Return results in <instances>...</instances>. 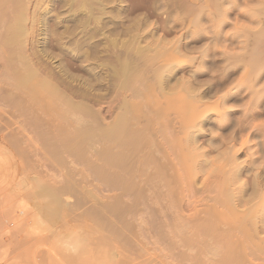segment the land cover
<instances>
[{"label":"rangeland","instance_id":"1","mask_svg":"<svg viewBox=\"0 0 264 264\" xmlns=\"http://www.w3.org/2000/svg\"><path fill=\"white\" fill-rule=\"evenodd\" d=\"M149 1L128 0L125 3L130 16L142 15L148 18L147 22L152 21L141 30L146 36L142 43L144 40V45L153 43V49L149 47L145 53L156 51V60L151 66V61L145 60L144 63L139 59V75L132 82L133 87L128 86L130 89L119 84L113 90L107 87L108 82L102 85L92 83V91L101 94L99 101L86 97L90 98L87 101L84 95L81 98L80 94L74 93L73 88H64L72 101L86 105L88 102L91 111L86 110L87 117L83 115L80 119L79 111L76 110L78 114L75 110L70 111L75 108L72 101L69 104L74 108L65 104L63 97L50 98L46 90H43L45 95L25 100L12 95L16 97L14 99L10 96V88L14 86L10 84L12 86L9 87L10 78H3L6 81L0 79V264H215L218 261L213 259L222 257L223 248L219 246V256L211 249L208 255L204 252L212 247L209 243L222 240L223 228L216 225L218 230L210 229L215 222L213 207L208 206L216 202V208L225 210L222 205L234 200L242 212L240 207L249 208L248 205L253 204L249 197L254 194L256 186L262 191H258V195H264V0H163L166 2L161 3L164 6L160 4L163 10L160 6L154 10L151 6L153 1ZM197 15L200 20L195 17ZM151 31H155L156 36L152 37ZM158 41L164 46H160L162 44ZM50 43L54 45L53 40ZM58 56L51 59L52 64L69 67L70 74L74 79L76 77V80H71L73 86L84 87L80 81L82 69L72 66L74 61L70 57ZM163 77L168 82L163 84L169 87L167 89L159 85ZM185 82L187 85L183 84ZM188 84L194 86L190 88L192 91L197 87L196 91L190 93ZM14 88L12 90L17 92L18 89ZM207 88L213 92L210 93L212 95L201 100L203 105L194 103L191 96ZM226 93L228 96L224 99ZM220 95L223 97L221 100ZM146 99H150V103ZM84 112L81 111L80 115ZM119 113L127 115V120L130 116L126 122V131H130L124 135L123 144L98 135L101 134L100 127L113 122ZM183 121L186 125L182 124ZM83 123L88 128L92 127L94 137L92 134L89 138L77 137L78 143H71L76 147L75 151L66 139L72 130L74 133L78 130L76 125L85 127ZM231 148L238 150L231 151ZM105 150H109V160L104 157ZM256 170L259 171L256 173ZM254 175L263 182L262 185L253 179ZM255 181L258 183L256 186ZM54 191H58L57 198ZM247 198L250 204L246 203ZM241 201L247 205L243 206ZM260 202L264 203L262 198ZM261 203L263 212L258 208L261 211L258 214L256 208L259 216L255 211L254 214L263 218L264 204ZM253 205L255 209L256 204ZM250 213H245L244 220H249ZM204 222L212 226L203 228ZM196 227L199 231L195 233ZM188 234L195 237L192 239ZM199 239L204 241L203 247L208 246L204 247V252ZM191 240L197 242L192 241V246ZM210 254L215 257L210 258ZM202 255H205V260ZM235 259L233 262L237 264Z\"/></svg>","mask_w":264,"mask_h":264},{"label":"bare ground","instance_id":"2","mask_svg":"<svg viewBox=\"0 0 264 264\" xmlns=\"http://www.w3.org/2000/svg\"><path fill=\"white\" fill-rule=\"evenodd\" d=\"M128 1V0H127ZM125 0H0V70H1V76L2 78H0L1 80L3 78H5L7 80V78L9 77L11 82L8 80L9 83V87L12 86L10 84H13L14 86H12L11 91H10V96L15 95L18 96L19 98L21 97L23 100H25L28 97H37V96H41L42 94L45 95L46 93L43 92V90L46 92H48V96L51 98L52 96H58L57 99L60 98H65L66 103L65 104H69V102H71V98H69V96L67 95V92H65L66 90L64 88H73L72 90L74 91V93L80 94L81 98L82 95L83 98L86 97H90V98H95L94 100L99 101L100 99H98L100 97L101 94L92 91L94 90L92 88L93 84H105V83H109V85L107 86L109 88V86L113 89L116 90V88L119 86H123V88H128V86H130L131 88L133 87V81H135V78L138 77V64L141 63L139 62V59H143L144 63L145 60H147L148 62L151 61V66H152V62H154L156 60V55L154 53H145L146 49L150 47V50L153 49L152 48V44L151 45H144V42L142 43V39L144 37L143 33H145V31H143V33H141L142 28L147 25H151V20L149 19L151 22L149 23V21L147 22L148 18H145V16L143 17L142 15H134V16H130L129 15V8L127 6V4L125 2H127ZM134 1V0H133ZM149 1V0H148ZM153 4L150 5L154 8V10L156 8L158 9H162V6H164L161 3H164L165 1L163 0H152ZM162 1V2H161ZM168 0H166L167 2ZM171 1V0H170ZM222 1V0H221ZM151 2V1H149ZM165 2V4H166ZM172 2V1H171ZM185 1H182V3ZM129 3V2H128ZM142 3V2H141ZM169 3V2H168ZM181 3V2H180ZM181 3V4H182ZM196 3V2H195ZM140 4V2H139ZM147 4V3H145ZM162 6H161V5ZM180 4V6H181ZM224 4V3H222ZM168 5V4H167ZM179 5V4H178ZM185 5V4H184ZM143 6V4H142ZM149 6V5H148ZM160 6V8H159ZM219 6V5H218ZM167 7V6H166ZM165 9V8H164ZM169 9V7H168ZM177 9V8H176ZM179 9V8H178ZM185 9V8H184ZM163 10V9H162ZM161 10V12H162ZM170 10V9H169ZM188 10V9H187ZM131 11V10H130ZM141 11V10H140ZM151 11V10H150ZM166 11V10H165ZM164 11V12H165ZM183 11V9H182ZM148 12V11H147ZM158 11H155V13ZM160 12V13H161ZM202 12V11H201ZM200 12V14H201ZM131 13V12H130ZM143 13V12H142ZM170 13V12H169ZM177 13V11H176ZM203 13V12H202ZM132 14V13H131ZM147 14V13H146ZM174 14V13H173ZM179 14V13H178ZM148 15V14H147ZM142 16V17H141ZM172 16V15H171ZM176 16V15H175ZM174 16V17H175ZM197 17L199 20V16H195ZM201 17V16H200ZM195 18V19H197ZM157 19V18H156ZM176 19V17L174 18ZM175 21V20H174ZM181 21V20H180ZM196 22V20H194ZM198 21V20H197ZM199 22V21H198ZM159 23V22H158ZM173 23V22H172ZM170 22V24H172ZM153 24V23H152ZM168 24V23H167ZM166 24V26H167ZM197 24V23H196ZM217 25V24H216ZM214 26V25H213ZM212 26V27H213ZM201 27V26H200ZM203 27V26H202ZM201 27V28H202ZM169 28V27H168ZM167 28V30H168ZM174 28V27H173ZM204 28V27H203ZM206 28V27H205ZM148 29V27H147ZM172 29V28H171ZM209 29V28H208ZM206 29V30H208ZM211 29V28H210ZM216 29V28H215ZM146 30V29H144ZM149 30V29H148ZM153 30V29H152ZM200 30V29H199ZM204 30V29H202ZM156 31V30H155ZM155 31H151L152 37L156 36V32ZM216 31V30H215ZM149 32V31H148ZM161 32V30H160ZM172 32V31H171ZM202 32V31H201ZM206 32V31H205ZM217 32V31H216ZM220 33V32H218ZM167 36V35H165ZM178 36V35H177ZM216 36V35H215ZM146 37V36H145ZM144 37V38H145ZM164 37V36H163ZM176 37V36H175ZM174 37V38H175ZM221 37V36H220ZM150 38V37H149ZM155 38V37H154ZM153 38V39H154ZM161 38V37H159ZM165 38V37H164ZM168 38V37H167ZM156 40H158L157 38H155ZM154 39V40H155ZM162 39V38H161ZM217 39V38H216ZM51 40H53L54 45H51ZM163 40V39H162ZM166 40V38H165ZM168 40V39H167ZM171 40V39H170ZM181 40V39H180ZM169 41V40H168ZM174 41V40H173ZM188 41V40H187ZM148 42V41H147ZM155 42V41H154ZM157 42V41H156ZM159 42V41H158ZM164 42V41H163ZM217 42V40H216ZM150 43V42H149ZM161 43V42H159ZM165 43V42H164ZM171 43V42H170ZM179 43V42H178ZM183 43V42H182ZM218 43V42H217ZM146 44V43H145ZM162 44V43H161ZM167 44V43H165ZM174 44V43H173ZM187 44V43H186ZM185 44V45H186ZM213 44V42H212ZM155 45V44H154ZM210 45V44H209ZM218 45V44H217ZM156 46V45H155ZM157 46H159L157 44ZM160 46H164L163 44ZM167 46V45H166ZM184 46V45H183ZM206 46V45H205ZM215 46V45H214ZM154 47V46H153ZM168 47V46H167ZM179 47V46H178ZM177 47V49H178ZM195 47V46H193ZM201 47V46H200ZM55 50H54V49ZM181 48V47H180ZM163 49V48H162ZM167 49V48H166ZM185 49V48H184ZM194 49V48H192ZM191 49V50H192ZM196 49V48H195ZM194 49V50H195ZM149 50V51H150ZM170 50V49H169ZM174 50V49H173ZM190 50V49H189ZM206 50V49H205ZM204 50V51H205ZM158 51V49H157ZM176 51V50H175ZM203 51V53H204ZM151 52V51H150ZM183 52V51H182ZM188 51H186L187 53ZM208 52V51H207ZM191 53V52H190ZM194 53V52H193ZM146 54H150V55H146ZM161 55V53H159ZM184 54V53H183ZM68 56L72 59V61H74V63H71L72 66L74 65V67L76 68H81L83 71V75L81 78V84H84V87L77 86L74 87L71 80H73V76L72 71L69 69V67L67 66H61V65H54L51 62V59L54 58L55 56ZM186 55V54H184ZM196 55V54H195ZM228 55V54H227ZM58 56V57H59ZM158 56V54H157ZM206 56V55H205ZM232 57V56H231ZM197 58V57H196ZM201 58V57H200ZM203 58V57H202ZM227 58V57H226ZM213 59V58H212ZM229 59V58H228ZM53 60V59H52ZM192 60V59H191ZM200 60V59H199ZM216 60V59H215ZM146 61V62H147ZM193 61V60H192ZM228 61V60H227ZM139 62V63H138ZM161 62V61H160ZM201 62V61H200ZM158 63V61H157ZM207 63V61H206ZM60 64V63H59ZM143 64V62H142ZM172 64V63H171ZM179 64V63H178ZM141 65V64H140ZM161 65V64H160ZM175 65V64H174ZM197 65H200L199 63ZM202 65V64H201ZM210 65V64H208ZM162 66L163 65L162 63ZM58 67V69H57ZM156 67V66H155ZM198 67V66H197ZM205 67V65H204ZM207 67V66H206ZM161 68V66H160ZM167 68V67H166ZM165 68V69H166ZM201 68V67H200ZM153 69L154 66H153ZM164 69V70H165ZM171 69V68H170ZM193 69V68H192ZM142 70V69H141ZM140 70V71H141ZM152 70V69H151ZM198 70V69H197ZM209 70V68H208ZM71 74H70V72ZM141 75L142 72H140ZM156 71V70H155ZM158 71V69H157ZM230 71V70H229ZM77 72V71H76ZM144 72V71H143ZM153 72V71H152ZM154 73V72H153ZM158 73V72H157ZM165 73V72H164ZM163 73V74H164ZM217 73V72H216ZM78 74V73H77ZM76 74V75H77ZM155 74V73H154ZM162 74V75H163ZM171 74V73H170ZM191 74V73H190ZM227 74V73H226ZM4 75V77L2 76ZM137 76V77H136ZM193 76V75H192ZM195 76V75H194ZM193 76V77H194ZM226 76V75H225ZM224 78H227V76ZM134 77V78H133ZM166 77V76H165ZM212 77V76H211ZM8 78V79H9ZM12 78V79H11ZM182 78V76H181ZM78 79V78H77ZM134 79V80H133ZM143 79V78H142ZM158 79V78H157ZM161 79V78H160ZM169 79V78H168ZM195 79H200V78H195ZM6 80H2V81H6ZM76 80V77L75 79ZM138 79H136L137 81ZM140 80V79H139ZM155 80V79H154ZM172 80V79H171ZM177 80V79H175ZM183 80V79H182ZM205 80V79H204ZM224 80V79H223ZM222 80V81H223ZM226 80V79H225ZM224 80V81H225ZM141 81V80H140ZM185 81V80H184ZM196 81V80H195ZM209 81V80H208ZM212 81V80H211ZM223 81V82H224ZM75 82V81H73ZM79 82V80H78ZM158 82V81H157ZM159 82H161V84L159 85H163L165 82H167L165 80V78L163 77L161 79V81L159 80ZM191 82V81H190ZM6 83V82H5ZM5 83L3 85H5ZM80 83V82H79ZM78 83V84H79ZM93 83V84H92ZM168 83V82H167ZM187 82L183 83L184 85ZM76 84V83H75ZM152 84V83H151ZM150 84V85H151ZM183 84L181 85L183 87ZM208 84V83H207ZM224 84V83H223ZM1 85V84H0ZM149 85V84H148ZM149 85V86H150ZM157 85V84H156ZM168 85V84H167ZM166 85V86H167ZM187 85V84H186ZM189 85V84H188ZM194 85V83H193ZM192 85V86H193ZM199 85V84H198ZM7 86V84L5 85ZM65 86V87H64ZM153 86V85H152ZM189 85V89L192 88V86ZM200 86V85H199ZM204 86V85H203ZM202 86V87H203ZM2 87V85H1ZM4 87V86H3ZM8 87V86H7ZM18 89L17 92L13 91V88ZM98 87V86H97ZM106 87V86H104ZM130 87L128 89H130ZM194 87V86H193ZM221 87V86H220ZM6 88V87H5ZM14 88V89H15ZM100 88V86L98 87ZM97 88V91H98ZM102 88V86H101ZM110 88V89H111ZM120 88V87H119ZM118 88V89H119ZM140 88V87H139ZM160 88V86H159ZM163 89H165V85H163L162 87ZM167 88H169L167 86ZM166 88V89H167ZM179 88V87H178ZM197 88V87H195ZM195 88H193L194 91ZM213 88V87H212ZM211 88V89H212ZM8 90H10L9 88H7ZM28 89V92L27 90ZM111 89V90H112ZM113 89V90H114ZM142 89V88H141ZM140 89V90H141ZM157 89V88H156ZM176 89V88H175ZM181 89V88H180ZM179 89V90H180ZM187 89V88H186ZM187 89V91L189 90ZM202 88H200L201 90ZM224 89V88H223ZM232 89V88H231ZM70 90V89H69ZM71 90V92H72ZM125 90V89H124ZM183 90V89H182ZM185 90V89H184ZM183 90V92H185ZM198 91L195 92L191 97H194L193 101L194 103H196L197 105L202 104L201 100L205 97L206 99L209 97L208 95H212L210 93V88L204 89L203 91ZM100 91V90H99ZM108 91V90H107ZM110 91V90H109ZM133 91V90H132ZM139 91V90H138ZM142 91V90H141ZM140 91V92H141ZM161 91V90H160ZM164 91V90H163ZM173 91V90H172ZM190 89V93L194 92ZM216 91V90H215ZM223 91V90H222ZM225 91V90H224ZM43 92V93H42ZM103 92V91H102ZM104 92H106L104 90ZM103 92V93H104ZM167 92V91H166ZM165 92V93H166ZM170 92V91H168ZM177 92V91H176ZM234 92V91H233ZM13 93V94H12ZM24 93L26 94L24 96ZM73 93V92H72ZM102 93V94H103ZM134 93V92H133ZM143 93V92H142ZM151 93V92H149ZM218 93V92H217ZM216 93V94H217ZM223 93V92H222ZM71 94V93H70ZM105 94V93H104ZM164 94V93H163ZM184 95V93H182ZM187 94V93H186ZM215 94V93H214ZM230 94V93H229ZM240 94V93H239ZM153 95V94H152ZM151 95V96H152ZM171 95V94H170ZM181 95V93H180ZM188 95V94H187ZM9 96V97H10ZM15 96L14 99L16 98ZM27 96V97H26ZM47 96V97H48ZM72 96V95H71ZM74 96V95H73ZM92 96V97H91ZM162 96V94H161ZM174 96V93H173ZM179 96V95H178ZM208 96V97H206ZM215 96V95H214ZM223 96V95H222ZM228 96V94L226 93V95L224 94V99ZM234 96V95H233ZM17 97V98H18ZM43 98H45L44 96H42ZM48 97V98H49ZM52 97V98H54ZM145 97V96H144ZM181 97V96H180ZM189 98V96H187ZM221 97V95H220ZM219 97V98H220ZM90 98H88L90 100ZM146 98V97H145ZM177 98V97H176ZM182 98V97H181ZM211 98V97H210ZM216 98V97H215ZM21 99V101H22ZM32 99V98H31ZM36 99V98H35ZM77 99V98H76ZM88 99L86 98V100L88 101ZM173 99V98H172ZM179 99V97L177 98ZM192 99V98H191ZM218 99V97H217ZM223 99V97L220 98V100ZM17 100V99H16ZM19 100V99H18ZM29 100V99H28ZM40 100V99H39ZM50 100V99H49ZM48 100V101H49ZM55 100V98H54ZM92 100V101H94ZM104 100V99H103ZM148 100V99H146ZM154 97H153V101H154ZM218 100V101H220ZM30 101V100H29ZM52 101V100H51ZM68 101V103H67ZM82 101V100H81ZM128 101V100H127ZM150 103V99L148 100ZM169 101V100H168ZM192 101V100H190ZM205 101V99H204ZM207 101V100H206ZM204 103H207V102ZM44 102V100H43ZM61 102V101H60ZM65 102V101H64ZM78 102V103H77ZM74 102V100L71 102L72 105L75 107H72L71 103L69 104V106L71 105L72 108L74 109H68L70 111L72 110H77L79 111V116L80 119H82V116L85 115L86 116V110L89 109L90 110V106H88V102L87 105L83 104L79 101ZM85 103V101H82ZM164 102H166L164 100ZM203 102V101H202ZM23 103V102H22ZM81 103V104H80ZM90 103V102H89ZM134 103V102H133ZM155 103V102H154ZM225 103V102H224ZM56 104V103H55ZM92 104V103H91ZM98 104V103H97ZM223 104V103H222ZM51 105V103H50ZM54 105V104H53ZM94 105V104H93ZM194 105V104H193ZM52 106V105H51ZM49 106V107H51ZM58 106V105H57ZM60 106V105H59ZM171 106V105H170ZM196 106V105H195ZM48 107V106H47ZM53 107V106H52ZM78 107V109L76 108ZM84 109H83V108ZM197 107H201V106H197ZM227 107V106H226ZM66 108V106H65ZM79 108H82L83 110H79ZM86 108V109H85ZM165 108V107H164ZM225 108V107H224ZM50 109V108H49ZM52 109V108H51ZM62 109V108H61ZM133 109V108H132ZM230 109V108H229ZM65 110V109H64ZM93 110V109H92ZM66 111V110H65ZM76 111V113H77ZM84 112L82 115H80V112ZM91 111V110H90ZM90 111H88V115H90ZM132 111V110H131ZM55 112V111H54ZM176 112V111H175ZM180 113V111H177V113ZM183 112V111H182ZM224 112V111H223ZM62 113V112H61ZM74 113V111H73ZM75 113V115H76ZM92 113V112H91ZM100 113V111H99ZM131 113V112H130ZM184 113V112H183ZM182 113V114H183ZM78 114V113H77ZM95 114V113H94ZM102 115V113H100ZM181 114V116H183ZM52 115V114H51ZM54 115V114H53ZM59 115V114H58ZM57 115V116H58ZM96 115V114H95ZM99 115V114H98ZM177 115V114H176ZM225 115V114H224ZM64 116V115H63ZM78 116V117H79ZM127 116V115H126ZM125 114L124 113H119L116 118L113 120V122L109 123L108 125H104L103 127H100L101 129V134L98 133V135H101L105 137L106 140H114L117 142H122L123 144V139H124V135L126 134V132H129L130 129L128 131H126L128 129V127L126 126L128 123H126L129 119L130 116L127 120ZM180 116V115H179ZM55 117V116H54ZM62 117V116H61ZM74 117V116H72ZM87 117V116H86ZM85 117V118H86ZM94 117V115H93ZM140 117V116H139ZM222 117V116H221ZM53 118V117H51ZM100 118V116H99ZM99 118L97 120H99ZM135 118V117H134ZM184 118V117H183ZM186 118V117H185ZM76 119V118H75ZM79 119V118H77ZM79 119V120H80ZM89 119V118H88ZM136 119V118H135ZM78 120V122H79ZM102 120V119H101ZM54 121V120H53ZM57 121V120H56ZM85 120H82V122ZM87 121V120H86ZM100 121V120H99ZM181 121V120H180ZM61 122V121H59ZM66 122V121H65ZM81 122V121H80ZM79 122V123H80ZM88 122V121H87ZM184 122V121H183ZM201 122V121H200ZM204 122V121H203ZM58 123V122H57ZM78 123V124H79ZM91 123V122H90ZM107 123V122H106ZM197 123V122H196ZM82 123H80L81 125ZM86 124V122H85ZM85 124L83 123V125L85 126ZM94 124V123H93ZM102 124V123H101ZM184 125V123H182ZM199 124V123H198ZM79 125V126H80ZM87 125L89 126L90 124L87 123ZM188 125V124H187ZM191 125V124H190ZM64 126V125H63ZM78 125H76L77 127V131L72 130V134H70L71 132H69V134L71 135L70 137H68L66 139V142L69 144V146L71 145V143L75 142L78 143V140L76 141L77 137H81V138H89L88 136H90L92 133L94 134V132L91 131L92 129V123L90 128L88 127H79ZM97 126V125H96ZM95 126V127H96ZM183 126V125H181ZM193 126V125H192ZM62 127V126H61ZM75 127V129H76ZM79 127V128H78ZM127 127V129H126ZM199 127V126H197ZM259 127V126H258ZM73 128V127H72ZM94 128V127H93ZM99 128V127H98ZM130 128V127H129ZM257 128V127H256ZM204 129V128H203ZM68 130V129H67ZM195 130V129H194ZM185 131V130H184ZM205 131V130H204ZM100 132V131H99ZM194 132V131H193ZM131 133V132H130ZM68 134V136H69ZM93 134L91 135L92 138L94 137ZM129 134V133H128ZM185 134V133H184ZM195 134V133H193ZM74 135L75 138H74ZM203 135V134H202ZM63 136V135H62ZM73 136V137H72ZM96 136V135H95ZM130 136V135H129ZM189 136V135H188ZM192 136V135H191ZM189 136V137H191ZM231 136V135H230ZM72 137V138H71ZM97 137V136H96ZM188 137V138H189ZM194 137V136H193ZM192 137V139H193ZM79 138V140L81 139ZM100 138V136H99ZM195 138V137H194ZM230 139V137L228 138ZM250 139V138H249ZM82 140V139H81ZM80 140V141H81ZM86 139H83V141H85ZM90 140V139H89ZM93 140V139H92ZM99 140V139H98ZM182 140V139H181ZM190 140V139H189ZM226 140V139H225ZM113 141V142H114ZM125 141V139H124ZM131 141V140H129ZM180 141V140H179ZM228 141V140H227ZM65 142V140H64ZM88 142V141H86ZM85 142V143H86ZM90 142V141H89ZM96 142V141H95ZM106 143V141H104ZM112 142V141H111ZM134 142V141H133ZM132 142V143H133ZM226 142V141H224ZM231 142V141H229ZM233 142V140H232ZM231 142V143H232ZM62 143V142H60ZM72 143V144H73ZM74 143V144H75ZM81 143H83L81 141ZM140 143V142H139ZM182 143V142H181ZM198 143V142H197ZM213 143V142H211ZM215 143V142H214ZM244 143V142H243ZM242 143V144H243ZM111 144V143H110ZM195 144V143H194ZM221 144V143H220ZM225 144V143H224ZM50 145V144H49ZM63 145V144H62ZM81 145V144H80ZM85 146V144L83 143L82 146ZM96 145V144H95ZM113 145V144H112ZM230 145V144H228ZM233 145V144H232ZM54 146V145H53ZM64 146V145H63ZM117 146V145H116ZM70 147L72 148H76L75 146L71 145ZM69 147V148H70ZM79 147V145H78ZM199 147V146H198ZM230 147V146H229ZM50 148V146H49ZM53 148V147H52ZM60 148V147H58ZM71 148V150H72ZM111 148V147H110ZM117 148V147H116ZM131 148V147H130ZM183 148V147H182ZM250 148V147H249ZM124 149V148H123ZM233 148H231L232 151ZM251 149V148H250ZM61 150V149H60ZM80 150V149H79ZM114 150V149H113ZM116 150V149H115ZM133 150V149H132ZM185 150V148H184ZM227 150V148H226ZM230 150V149H229ZM235 152H237L235 148L233 149ZM56 151V150H55ZM54 151V152H55ZM76 151V149H75ZM78 151V150H77ZM119 151V150H118ZM231 151H229L231 153ZM233 151V152H234ZM58 152V149H57ZM63 152V151H60ZM80 152V151H79ZM82 152V151H81ZM108 151H104V157L105 159L109 158L110 153H108ZM114 152V151H113ZM227 152V151H226ZM232 152V153H233ZM75 154H77L76 152H74ZM118 153V152H117ZM251 153H253L251 151ZM250 153V155H251ZM81 154V153H80ZM229 154V153H228ZM58 155V153H57ZM88 155V154H87ZM116 155V153L114 154ZM113 155V156H114ZM82 156V155H81ZM80 156V157H81ZM84 156V155H83ZM82 156V157H83ZM227 156V155H226ZM235 155L233 154V157ZM74 157V156H73ZM96 157V156H95ZM93 157V158H95ZM111 157V156H110ZM115 157V156H114ZM239 157V155H238ZM72 158V157H71ZM228 158V157H227ZM237 157L235 156V159ZM259 158V157H258ZM110 159V158H109ZM108 159V160H109ZM113 159V158H112ZM117 159V158H116ZM122 159V158H121ZM121 159L119 161H121ZM234 159V160H235ZM114 160V159H113ZM232 160V159H231ZM238 160V159H237ZM74 161V159H73ZM82 161V160H81ZM90 161V160H89ZM118 161V162H119ZM236 161V160H235ZM80 162V161H79ZM251 162V161H250ZM253 162V161H252ZM258 162V161H257ZM89 163V162H88ZM116 163V162H115ZM125 163V162H124ZM242 163V162H241ZM117 164V163H116ZM233 164H236L235 162H233ZM260 164V162L258 163ZM257 164V165H258ZM78 165V164H77ZM115 165V164H114ZM120 164H118L119 167ZM122 165V164H121ZM256 165V164H254ZM253 165V166H254ZM256 165V166H257ZM117 166V165H115ZM239 166V165H238ZM248 166V165H247ZM261 166V165H260ZM80 167V166H79ZM93 167V166H92ZM112 167V166H111ZM110 167V168H111ZM106 168V167H105ZM235 168V167H234ZM239 168V167H238ZM242 168V167H241ZM256 168V167H255ZM117 169V168H116ZM122 169V166L120 168V170ZM237 169V168H236ZM75 170V169H74ZM108 170V169H107ZM113 170V169H112ZM124 170V168H123ZM100 171V170H99ZM105 171V170H104ZM111 171V170H109ZM116 171V170H115ZM114 171V172H115ZM122 171V170H121ZM238 171V170H237ZM259 170H256V173ZM79 172V171H78ZM107 172V171H106ZM77 173V172H76ZM122 173V172H121ZM232 173V171H231ZM238 173V172H237ZM260 173V172H259ZM73 174V173H72ZM102 174V173H100ZM114 174V173H113ZM242 174V173H241ZM89 175V174H88ZM95 175V174H94ZM259 175V174H257ZM261 175V174H260ZM263 175V174H262ZM99 176V175H98ZM101 176V175H100ZM105 176V175H104ZM103 176V177H104ZM118 176V175H117ZM71 177V176H70ZM73 177V176H72ZM116 177V176H115ZM119 177V176H118ZM238 177V176H237ZM256 177V175H254L253 179ZM258 177V176H257ZM256 177V178H257ZM110 178V177H109ZM255 178L256 181H259ZM71 179V178H70ZM101 179V178H100ZM113 179V178H112ZM118 179V178H117ZM239 179V178H238ZM237 179V180H238ZM73 180V179H72ZM77 180V179H76ZM107 180V179H106ZM122 180V179H121ZM230 180V179H229ZM241 180V179H240ZM89 181V180H88ZM105 181V179H104ZM118 181V180H117ZM254 181V180H253ZM255 184L254 186H256L258 183L260 185L263 184V182L261 183V181H259L257 184ZM76 182V181H75ZM84 182V181H83ZM239 182V180H238ZM106 183V182H104ZM228 183H230L228 181ZM75 184V183H74ZM82 184V183H81ZM244 184V183H243ZM242 184V185H243ZM228 185V184H227ZM79 186V185H78ZM117 186V185H116ZM248 186V185H247ZM257 187V186H256ZM255 187V189H257ZM260 186H258L259 188ZM99 188V187H98ZM67 189V188H66ZM253 189V188H252ZM254 190V194L251 195L249 198L250 200H252L253 204L255 205V209L253 208V204H251L250 206L248 205L249 208L247 207H240V208H247L246 212H251L248 216L249 220H251L252 222H249L247 220H244V218H246L245 213L241 212V209H239V205L237 206V202L233 200V203L229 201L230 204H228L226 202V205H222L223 207L225 206L226 209L221 210L222 208H216L218 207V204L216 205L213 202L212 205L213 206H208L209 208L213 207V212H214V216H213V212L210 211V213L212 212V216H213V220L215 222V224L212 226L211 223L210 225L212 227H210V225H208L210 227L211 230L216 229L218 230V228L221 227L222 230V235L223 237H221L222 235H220V238H222V240L218 241V237H217V243L215 241H212V243H209L208 245H211V248H207L205 249L203 247L204 244H202L205 241L201 240L202 236H201V247L203 248V252L206 254L208 252V250L211 249L212 252H220V248H223V254L222 257L219 256V253H212V254H217V256H219L218 258L213 259L215 262L218 261L215 264H236L234 261L235 259L238 260V262L240 264H264V233H262V231L264 232V216L263 218L258 217L259 213L261 212L260 210H258V208L261 209V205H260V201L262 198V202H264L263 198L264 195L262 194V197L260 195H258V193L262 192L259 191L258 189L255 192ZM261 189V187H260ZM234 190V189H233ZM262 190V189H261ZM242 191V190H241ZM240 191V192H241ZM251 191V190H250ZM259 191V192H258ZM58 192V191H56ZM56 192L54 191L53 194L54 196H56ZM239 192V191H238ZM237 192V193H238ZM264 192V191H263ZM51 193V192H50ZM251 193V192H250ZM257 193V195H256ZM259 193V194H260ZM231 193H229L230 195ZM236 194V193H235ZM244 194V193H242ZM50 195V194H49ZM52 195V194H51ZM52 195V196H53ZM227 196V193H226ZM255 196V197H254ZM258 196V197H257ZM234 197V196H233ZM239 197V195L237 196ZM261 197V198H260ZM57 198V196H56ZM224 198V197H223ZM253 198L258 200H254ZM260 198V201H259ZM55 199V197H54ZM220 199V198H219ZM240 199V198H239ZM238 199V200H239ZM58 200V199H57ZM223 200V199H222ZM254 200V201H253ZM60 201V200H59ZM246 203L248 200H245ZM255 201H258L259 203H256ZM225 202V201H223ZM239 202V201H238ZM250 202V201H249ZM251 202V203H252ZM255 202V203H254ZM61 203V202H60ZM209 203V205L211 204ZM222 203V202H221ZM243 206L250 204H244L245 202H240ZM259 204V207H257ZM264 204V203H261ZM207 205V204H206ZM220 205V204H219ZM215 206V207H214ZM221 206V205H220ZM228 206V207H227ZM252 206V207H251ZM251 207V208H250ZM196 208V207H195ZM206 208V206H205ZM216 208V210H214ZM228 208V209H227ZM257 208V210H256ZM201 209H204L201 207ZM210 209V210H211ZM220 209V210H219ZM252 209V210H251ZM198 210V208H197ZM208 210V209H207ZM244 210V211H245ZM258 214H257V212ZM263 212V209H261ZM200 210H198L199 212ZM204 211V210H203ZM255 211V215L254 214ZM197 212V213H198ZM209 212V211H207ZM253 213V214H252ZM209 214V213H208ZM245 215V217H242V215ZM243 215V216H244ZM208 216V215H207ZM211 216V215H210ZM257 218H256V217ZM211 218V217H210ZM247 218V219H248ZM260 218V219H258ZM200 218H197V220H199ZM202 219V218H201ZM200 219V221H201ZM206 219V218H205ZM209 220V219H208ZM198 221V222H200ZM203 221V220H202ZM211 222V221H210ZM198 224L195 222V225ZM205 225V222L203 223ZM192 225V224H190ZM202 225L203 228L207 227V225ZM216 225H218L219 227H215ZM194 226V225H193ZM198 227V226H197ZM195 230L199 231V229ZM200 229L203 230V228H201L200 224H199ZM185 228V227H183ZM195 228V227H194ZM213 228V229H212ZM207 229V228H205ZM209 229V230H210ZM182 230V229H181ZM208 230V229H207ZM183 231V230H182ZM206 233V231H203ZM208 233H210V231H208ZM214 233V231H213ZM219 233H220V229H219ZM199 234V233H198ZM216 234V233H215ZM190 235V234H188ZM187 235V236H188ZM200 235V234H199ZM208 235V234H207ZM214 234H212L213 236ZM218 235V236H219ZM186 236V235H185ZM192 235H190L191 237ZM210 236V234H209ZM217 236V235H216ZM214 235V237H216ZM183 237V235L181 236ZM195 237V235H194ZM193 237V238H194ZM199 236H197L198 238ZM184 238V237H183ZM186 238V237H185ZM192 238V237H191ZM192 238V239H193ZM213 238V237H212ZM189 239V238H188ZM216 239V238H213ZM187 240V238H186ZM192 241L191 240V245H192ZM203 241V242H202ZM190 242V241H189ZM188 242V243H189ZM194 243H196L195 241H193ZM208 243V241H206ZM222 242V244L220 245L219 243ZM213 243H215L213 245ZM183 244V242H182ZM193 246V245H192ZM195 246V245H194ZM219 246H221L219 248ZM200 247V246H199ZM201 247L199 248L201 250ZM210 247V246H209ZM205 249V250H204ZM197 250V249H196ZM198 251V250H197ZM196 251V252H197ZM209 251V252H211ZM185 253V252H184ZM202 253V251H201ZM209 253H207L208 255ZM197 255V254H196ZM203 256V255H202ZM211 256V254L209 255ZM205 255L203 256L204 259ZM213 255L210 257L212 258ZM215 257V256H214ZM213 257V258H214ZM258 259V261H257ZM205 260V259H204ZM207 260V259H206ZM263 260V261H261ZM200 261V260H198ZM202 262V261H201ZM211 262V261H210ZM237 262V264H239ZM197 264V263H196ZM202 264V263H201ZM205 264V263H204ZM214 264V263H213Z\"/></svg>","mask_w":264,"mask_h":264}]
</instances>
